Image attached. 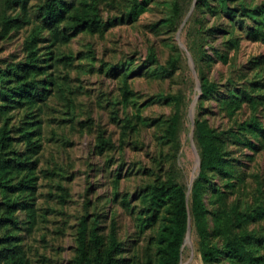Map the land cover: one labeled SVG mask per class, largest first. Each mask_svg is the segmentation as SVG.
<instances>
[{"label":"rangeland","instance_id":"374dc122","mask_svg":"<svg viewBox=\"0 0 264 264\" xmlns=\"http://www.w3.org/2000/svg\"><path fill=\"white\" fill-rule=\"evenodd\" d=\"M3 2L0 69L28 60L26 44L44 0H27L25 10ZM263 2L102 0L94 5L107 26L102 31L69 29V41L60 42L41 30L35 52L44 70L35 78L48 92L32 105L2 107L0 100V130L10 137L0 159L35 162L31 188L19 189L28 177L17 170L8 180L14 191L0 188V216L7 200L16 208L0 226V264H17L5 257L14 250L22 264H72L82 219L104 246L114 231L121 264H156L161 214L144 198L171 182L191 194L199 172L196 119L217 133L229 159L227 173L211 174L203 193L209 230L213 216L230 217L234 206L242 213L264 209V137L257 129H264V43L250 33L263 21L247 12ZM3 18L18 22L4 32ZM200 77L214 86L201 103ZM242 91L254 102L229 105ZM26 129L40 147L37 154L24 140ZM231 227V235L255 238L252 252L264 264V218ZM210 241L222 245L220 237ZM179 264H203L193 229ZM212 264L229 263L220 255Z\"/></svg>","mask_w":264,"mask_h":264},{"label":"trees","instance_id":"16d2710c","mask_svg":"<svg viewBox=\"0 0 264 264\" xmlns=\"http://www.w3.org/2000/svg\"><path fill=\"white\" fill-rule=\"evenodd\" d=\"M102 0H80L78 6L68 0H44L39 5L35 14L37 24L34 27L28 48V60L23 63L14 64L8 68L0 69V100L12 104H35L42 100L48 92L41 84V80L35 78L36 74H42L44 66L38 63L36 56V43L39 42L37 35L41 30H46L49 35L60 42H67L70 35L67 31L73 29V33L88 30L97 32L104 30L106 24L101 25L97 16L95 4ZM209 0H196V5H208ZM224 3L227 0H215ZM15 5L23 10L26 9L27 0H4L3 5ZM80 6V7H79ZM79 7V8H78ZM143 9L131 13L136 18ZM251 16L262 18V23L251 29L250 33L254 39H259L264 43V2L261 6L247 9ZM68 20V21H67ZM3 31L16 26L18 20L3 18ZM27 21V19L23 20ZM22 21V22H23ZM71 23V25H70ZM72 24L74 26H72ZM19 25V23L17 24ZM41 85V86H40ZM199 102L207 100L214 90L212 83L205 77H200ZM45 92V94H44ZM123 99L127 100L131 92L123 86ZM232 95V94H231ZM243 101L254 102L251 94L244 91L241 96H236L230 100L229 105L234 108L240 107ZM176 116L172 117L169 126V134L173 136L176 132ZM254 126H258L256 122ZM261 136L264 137V129L258 128ZM24 140L37 154L40 147L35 145L32 140V131L24 130ZM0 147L9 146L7 142L10 137L5 129L0 130ZM194 137L199 149V172L191 186V194L187 196L186 189L179 183H169L168 185L154 187L145 196L144 200L150 201L157 206V211L161 214L159 228L156 234L157 261L156 264H179L181 257V245L184 241L188 217L190 218V231L194 230L198 238V252L203 264L217 262L220 255L226 256L229 264H260L262 257L252 252L255 238L245 232H238L231 235L233 223L241 226L250 220L264 218V209L257 207L251 213H242L235 206L232 208V216H213L212 230H209L207 210L204 204L203 193L210 181L211 174L224 176L227 173L229 159L226 158L222 150L221 141L217 133L207 124L205 120L196 119L194 121ZM35 169V162L28 159H18L11 157L0 159V188L1 190L14 191L8 182L13 171H26V182L18 183L19 189L28 190L32 186L29 182ZM148 199V200H147ZM5 216H0V226H3L10 219V215L16 210L12 201L4 202ZM27 207V206H26ZM5 222V223H4ZM210 236L220 237L222 245L219 247L210 241ZM119 244L116 240L114 231L110 232L109 243L104 246L102 237L96 232L94 226H88L85 219H82L79 227L77 254L73 258L72 264H121L117 258ZM14 258L17 264H22V257L19 252L14 250L5 257Z\"/></svg>","mask_w":264,"mask_h":264},{"label":"water","instance_id":"95a60500","mask_svg":"<svg viewBox=\"0 0 264 264\" xmlns=\"http://www.w3.org/2000/svg\"><path fill=\"white\" fill-rule=\"evenodd\" d=\"M198 89H199V93H201L200 87ZM199 163H200V161L198 159V166H199ZM189 234H190V218L188 217L187 230H186V235H185L184 240L189 236ZM181 247H182V245H181Z\"/></svg>","mask_w":264,"mask_h":264}]
</instances>
